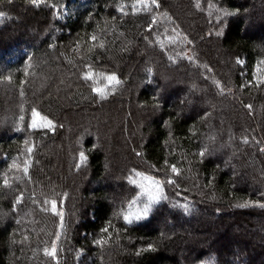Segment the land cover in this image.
<instances>
[{
  "label": "trees",
  "instance_id": "16d2710c",
  "mask_svg": "<svg viewBox=\"0 0 264 264\" xmlns=\"http://www.w3.org/2000/svg\"><path fill=\"white\" fill-rule=\"evenodd\" d=\"M159 3L133 11L136 0H0V264H57L44 254L53 243L59 264H253L264 256L242 227L257 222L255 238L263 237L264 209L237 207L264 202V0ZM113 72L122 82L115 89L104 79ZM33 108L55 131L30 127ZM80 151L88 160L78 168ZM133 169L179 186L164 183L168 199L127 225L117 213L139 193L128 182ZM46 198L57 201L64 228ZM184 203L189 212L173 206ZM167 213L181 224L162 226ZM105 235L103 246L94 242ZM236 237L243 250L234 258Z\"/></svg>",
  "mask_w": 264,
  "mask_h": 264
},
{
  "label": "snow or ice",
  "instance_id": "6c2138e0",
  "mask_svg": "<svg viewBox=\"0 0 264 264\" xmlns=\"http://www.w3.org/2000/svg\"><path fill=\"white\" fill-rule=\"evenodd\" d=\"M42 2H44V0H32V3L34 5H36L38 3H42ZM196 6L200 7L199 0H197ZM152 7H155V8L161 7L159 0H136V4L133 6V11L137 10V8L143 10L145 8H152ZM118 11H120L123 14L124 13V7L121 6L120 8H118ZM224 14L228 15L229 13L225 12ZM4 15L5 14L3 12H0V21H2ZM153 19L155 21V17ZM149 32H151V28H149ZM89 39H90V41L93 42V44H95L98 37L96 34H92L89 37ZM189 43H191V41H189ZM99 46L101 48H103L104 47L103 42H101ZM169 59H171V57H169ZM188 59L191 62L193 60V57H188ZM237 63L243 64V61L237 60ZM262 63H264V62H262ZM147 72L149 74H151L152 69L148 68ZM257 72H264V68L257 67ZM93 77H94V73L92 72L91 68H89V70L86 73H84L83 79L88 81V80H93ZM8 79H11V77H8ZM104 79L107 81V84L110 86L111 89H115L116 87L120 86V84L122 83L120 78L118 77V75L115 72L104 76ZM257 81L259 83H264V76H258ZM214 84L219 89L220 93L223 94L224 93V86L220 83V81H214ZM241 87H244V85H242ZM92 90L101 99H105L108 95V92L102 88L97 87V88H93ZM21 94L23 95V93H21ZM154 99L156 100L155 107L159 108L160 107L159 98L156 97ZM245 107L251 109V105H245ZM31 111H32V120H31L30 127L32 129L43 128L45 130L55 131L56 125L54 124L53 120H51L45 116H41V114L35 108H33ZM205 115H207V113H205ZM23 119H24V117L20 116V120L23 121ZM210 139L214 141L215 137H210ZM243 142L245 144H247L248 139L244 138ZM257 143H259V142H257ZM25 144L28 145L29 142L26 140ZM32 151H33V147L29 146L26 148L27 153L30 154V153H32ZM260 151L264 152V147L260 148ZM206 152H208L207 146L202 148L201 151L198 153V155L201 158H203L205 156ZM137 155H140V153H137ZM87 160H88V157L85 154V152L80 151L79 152V163L77 164V167L79 168L80 166L84 165L87 162ZM165 163H167V162H165ZM29 165H30V159H26L23 162V174L25 176H27V174H28ZM20 167H21V165L18 164L14 160L12 165H11V168L20 169ZM168 167L170 168L171 173L175 177L181 176V170L177 167V165L175 163L169 164ZM133 172L135 173V177L130 176L128 178V182L131 185H133L135 188L139 189V193L130 200V202L128 203V210L127 211H124L123 209H121L117 213V218H122L123 221L125 222V224H127V225H131L134 222H139V221L147 219L149 217L150 213L152 212L155 205H158L162 201L168 199V197L165 193V190H164L165 181L157 179L156 177L151 176V175H145L143 172L136 171L135 169H133ZM29 179H30V177H29ZM213 179H214V177H213ZM166 182L169 185H175L177 187L179 186L177 183V180L173 179L172 177H168L166 179ZM3 183H4V186L10 187L9 180L7 178L4 179ZM22 200H23V194L21 193L16 198V202L19 204ZM33 202L35 203V200ZM49 203L51 205V211L56 216H58L60 219V228H64V214L58 210L57 201L55 199L49 200L47 198L43 201L44 205H48ZM250 205L264 209V202H261V201H247V202H245L244 205H237V207H248ZM173 206L174 207L179 206L185 212L190 211V206L187 203H184L181 205H173ZM42 210L47 211V208H42ZM17 223H19V221H17ZM112 227H113L112 222L109 221L108 226L103 227L101 229V232L104 234H108ZM57 239H59L58 234H57ZM110 239H111L110 235H105V236L101 237L100 239L95 240L94 242L100 246H103L105 244L106 240H110ZM149 249L154 250V246L149 245ZM44 254L46 256H50L53 260H56L57 264H59V261L57 258V247H56L55 243L52 244L50 249L45 248Z\"/></svg>",
  "mask_w": 264,
  "mask_h": 264
},
{
  "label": "rangeland",
  "instance_id": "374dc122",
  "mask_svg": "<svg viewBox=\"0 0 264 264\" xmlns=\"http://www.w3.org/2000/svg\"><path fill=\"white\" fill-rule=\"evenodd\" d=\"M177 1V0H176ZM177 4V3H176ZM66 15H67V13H66V10H63V11H61V13H60V15H59V18L60 19H64L65 17H66ZM187 18H188V21L189 22H191V21H193V18L191 17V15H189V14H187ZM29 35H30V37H34V35L36 34L35 33V30H30L29 31ZM187 56L188 57H191V54H187ZM131 127V126H130ZM38 129H43V128H38ZM129 133H130V136H131V130L129 131ZM128 136H129V134H128ZM128 136H127V138H128ZM122 147L124 148V144H123V141H122ZM124 153V152H123ZM122 154H120V159H121V157H123V156H121ZM157 178V177H156ZM157 179H159V178H157ZM163 181H165V183H167L166 182V180H163ZM106 185H108V186H114L113 185V182L111 181V180H109L107 183H106ZM204 214H206V212H204L203 213V215ZM169 213H167L166 214V216H165V218H163V219H161V224H162V226H163V222H167V220H168V224H171V223H173V224H177V225H179V224H181V220H176V221H174V219H170V217H169ZM177 222V223H176ZM166 224H164V226H165ZM259 224L256 222V223H251L250 224V227H247L246 225H243L242 227L243 228H245L246 229V231H247V235H249V236H252V237H254V238H252V241H251V245L250 246H252V248L254 249V251H257V250H260L261 248H262V246H263V241H262V239L264 238V236L263 237H261V238H255L256 236L255 235H258L259 233H261L262 234V229H261V227H259L258 226ZM236 231V230H235ZM238 232H240V229H239V231H236L235 233H238ZM255 234V235H254ZM239 237H236L235 238V240L234 241H232L231 243H232V245H233V255H234V258H237L238 257V255L239 256H241V253H242V250H243V248L241 247V246H239ZM237 245V249L235 248V246ZM258 252V251H257ZM252 259H254V258H252ZM254 261L255 262H252L253 264H264V256L263 257H259V258H256V259H254ZM250 262H251V260H250ZM206 264H214V261L211 259L208 263H206Z\"/></svg>",
  "mask_w": 264,
  "mask_h": 264
}]
</instances>
